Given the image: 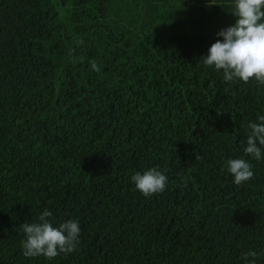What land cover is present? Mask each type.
Masks as SVG:
<instances>
[{"label": "trees", "instance_id": "16d2710c", "mask_svg": "<svg viewBox=\"0 0 264 264\" xmlns=\"http://www.w3.org/2000/svg\"><path fill=\"white\" fill-rule=\"evenodd\" d=\"M234 11L0 0V264H246L249 251L264 264V158L244 153L264 85L226 82L201 59ZM236 158L254 172L240 186ZM152 168L168 182L145 197L131 177ZM45 209L54 227L77 221L79 242L26 258L20 226Z\"/></svg>", "mask_w": 264, "mask_h": 264}, {"label": "clouds", "instance_id": "9594fccd", "mask_svg": "<svg viewBox=\"0 0 264 264\" xmlns=\"http://www.w3.org/2000/svg\"><path fill=\"white\" fill-rule=\"evenodd\" d=\"M235 24L217 33L222 41L217 39L208 49L206 56L201 57L203 64L214 68L217 72L223 70L226 82L235 80L249 83L255 80L264 85V0H235ZM91 68L99 72L95 61ZM260 123H250L247 146L244 148L246 156L256 161L262 158L264 152V115L258 117ZM259 145V146H258ZM198 159V157H197ZM227 171L233 176V183L237 186L250 181L254 177L252 165L242 158L229 159L226 162ZM135 190L145 197L163 193L168 178L156 168L135 173L131 177ZM52 212L45 209L38 217V222H25L20 226L25 238L21 241L23 255L26 258L44 256L51 260L60 255L71 253L79 242L80 225L77 221L67 220L54 227L48 218ZM257 253L249 251L242 255V259L249 264H255Z\"/></svg>", "mask_w": 264, "mask_h": 264}]
</instances>
